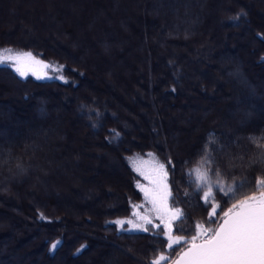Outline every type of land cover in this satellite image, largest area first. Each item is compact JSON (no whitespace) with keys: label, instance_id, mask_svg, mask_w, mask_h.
Instances as JSON below:
<instances>
[{"label":"trees","instance_id":"1","mask_svg":"<svg viewBox=\"0 0 264 264\" xmlns=\"http://www.w3.org/2000/svg\"><path fill=\"white\" fill-rule=\"evenodd\" d=\"M4 14L20 19L24 34H3L12 25L1 19L0 49L31 51L54 76L21 77L0 64V227L8 225L0 264H147L160 252L169 264L186 245L167 250L155 229L111 223L143 201L132 159L149 152L166 166L170 206L185 213L174 235L190 239L197 223L216 228L223 211L256 191L264 164L249 166L257 155L249 137L264 136V0H0ZM210 134L225 183L250 182L234 198L217 193L215 223L189 174ZM106 157L117 160L119 176L96 162ZM80 184L88 192L78 200Z\"/></svg>","mask_w":264,"mask_h":264},{"label":"snow or ice","instance_id":"2","mask_svg":"<svg viewBox=\"0 0 264 264\" xmlns=\"http://www.w3.org/2000/svg\"><path fill=\"white\" fill-rule=\"evenodd\" d=\"M240 15H246V13L241 12L232 19L237 20ZM261 39H264V35H261ZM0 64H9L21 77L31 74L37 79L52 78L47 71H44L52 68V65L37 59L31 51L13 52L11 49H0ZM63 67L60 65L56 71H61ZM56 78L64 80L65 83L68 82L63 75ZM112 131L113 136L118 138L119 133ZM249 140L257 149L255 158L248 161L249 166L264 164V136L249 137ZM209 144L212 145L211 149ZM216 150L213 134H210L209 142L203 149L200 165L189 173L190 175L194 173L195 178L191 181L195 184L194 191L198 195L203 193L201 199L211 209L208 217L212 223H215L213 218L217 216V210L223 211L221 205L216 202L217 193L234 198L250 184L247 178L233 180L231 184H226L227 169L219 167L218 158L212 155V152ZM147 155L154 158L152 153ZM136 171L149 182L150 187L141 185L139 182L137 187L143 192L145 203L150 207L147 212L142 213L140 209L143 205H132L131 217L111 222L120 230L148 233L155 229L154 237L164 238L167 250H174L175 246L181 244L187 245L186 250L174 264H264V176L255 178L256 191L236 200L227 211H223L222 222L218 227L206 228L197 223L194 229L196 234L186 239L173 234L174 228L176 231H184L180 224L185 218V213L181 208L169 204L170 200L175 201L174 193L168 184L166 166L157 162L151 169V174L139 167ZM188 195L185 193L186 197ZM61 244L62 241L59 239L52 242L49 251H56ZM85 247L86 245H81L76 252L79 253ZM169 259L170 257L164 252H160L159 255L148 260L147 264H168Z\"/></svg>","mask_w":264,"mask_h":264},{"label":"rangeland","instance_id":"3","mask_svg":"<svg viewBox=\"0 0 264 264\" xmlns=\"http://www.w3.org/2000/svg\"><path fill=\"white\" fill-rule=\"evenodd\" d=\"M14 18H16V17H9L7 14H4V15H0V20L1 19H4V20H7V21H10V24L12 25V28H10L7 24H4L5 26H6V28H8L7 30L5 29V28H3V34H5V33H9V32H12V30L14 29L15 31H13L14 33H16V34H18V35H20V37H22V35L24 34V33H22L23 31L20 29V27H18L19 26V23H20V19H14ZM35 18L36 19H38V18H40L39 16L37 17V16H35ZM34 18V19H35ZM4 20H1V22L3 23V21ZM51 21L50 20H48L47 21V23H50ZM10 28V29H9ZM46 31V30H45ZM48 31H49V33H51L52 34V37H53V39L56 41L57 39V37L60 39V42L63 40V38L61 37V35L60 34H58V33H56L57 34V37L55 36L56 34H54V31H52V30H47V32H46V34H48ZM52 31V32H51ZM55 36V37H54ZM63 42H64V44H62L63 46H65V44H66V42L63 40ZM62 42V43H63ZM65 49L66 50H69V48H67L66 46H65ZM92 50H96L98 53L99 52H101L100 51V46L98 45V44H94V45H92V48H91ZM5 54H7V53H5ZM45 63H48V62H45ZM48 64H50V63H48ZM138 69L139 70H141L140 69V67L138 66ZM44 71H47V73H48V75H49V77H52V76H54V75H51V73H50V71H49V69H45ZM31 75V74H30ZM34 76V75H33ZM57 76H60V74H58ZM36 77V76H35ZM105 81V80H104ZM107 82V81H106ZM55 104L59 107V106H61L62 105V101L60 100V103L59 102H55ZM71 115H72V113H70ZM73 114H74V112H73ZM218 115H220V116H222V114H220V112L219 113H217ZM73 117H76V115H72ZM218 119L219 120H221V121H224V119H225V117L223 118V117H218ZM196 122V120L194 119V122L193 123H195ZM138 131H142V130H140V129H138ZM82 132V131H81ZM83 134V133H82ZM84 136V135H83ZM14 143V142H13ZM22 147H23V145H22ZM149 153H152V154H154L153 152H149ZM84 161L86 162V161H88L90 164L91 163H93L94 162V160H93V158H92V156H85L84 157ZM93 161V162H92ZM96 162H99L98 163V165L100 166V167H103V169L104 170H106L105 171V173L108 175V176H119L120 174H121V170H120V167H119V164H118V162H117V160L116 159H114V158H112V157H110V158H108V157H106V160L104 161V162H102L101 160H96ZM157 162H159V163H162L161 161H159L158 160V158L156 157V155L154 154V158L153 157H149L148 155H146V156H142V157H138V158H134V159H132V164H133V167H134V169L136 170L138 167L139 168H141L144 172H146V173H149V174H151V169L153 168V166H154V164H156ZM96 163L94 162V165H95ZM163 164V163H162ZM0 165H1V163H0ZM92 165V164H91ZM138 174H139V176H140V180H139V184H141V185H144V186H149L150 187V185H149V182H148V180H146V179H144V177L143 176H141L140 175V173L139 172H137ZM106 175V176H107ZM168 180V179H167ZM72 181H73V179H72V177L71 176H68V181H66V184L69 186V185H71L73 188H75L76 187V190H77V188H78V186L77 185H79V184H72ZM70 183V184H69ZM85 184V183H84ZM99 184V183H98ZM74 185H76V186H74ZM81 185V188H80V190L77 192V195H79V199L78 200H80V198H83L84 199V197H85V193H87L88 192V189L86 188V186H83V184H80ZM98 186V185H97ZM96 191L97 192H99V193H101L100 191H102L101 190V187H96ZM140 189V188H139ZM38 191V190H37ZM41 190H39L38 191V194H40L41 192H40ZM107 192V191H106ZM80 193V194H79ZM141 193L143 194V192L141 191ZM16 195H12V193L9 195V197H10V199H12V201L13 200H15L16 201V197H15ZM106 198H111V200H112V197H106ZM25 199L26 198H24V199H21L22 200V202L23 201H25ZM40 200H42V198H40ZM20 203V202H19ZM74 203V199L72 200V204ZM138 204H141V205H143V207L140 209V211L143 213V212H147V210H148V208L150 207L148 204H146L145 203V200H144V195H143V201L142 202H140V203H138ZM69 204L67 203V206H68ZM72 207H73V205H71ZM60 207H61V209H63V211H65L67 214H69V215H71V216H76V213L73 211V209L71 210L70 208H68V207H66L65 205L64 206H61L60 205ZM71 207V208H72ZM107 208L108 207H110V206H106ZM132 216V215H131ZM131 216H129V217H131ZM129 217H122V218H118V219H125V218H129ZM158 222V221H157ZM125 227H127V225L125 226ZM6 228H8V225H6V224H2L1 225V227H0V231H6L7 229ZM28 243H24L23 245H27ZM28 260H30V257L28 258Z\"/></svg>","mask_w":264,"mask_h":264},{"label":"water","instance_id":"4","mask_svg":"<svg viewBox=\"0 0 264 264\" xmlns=\"http://www.w3.org/2000/svg\"><path fill=\"white\" fill-rule=\"evenodd\" d=\"M222 218H223V216H222ZM222 218H221V220H220V222L219 223H221L222 222ZM219 223H218V225H219ZM218 225L216 226V227H218ZM186 248H187V245L175 256V258L169 263V264H174V262L177 260V259H179L180 258V255H181V253L183 252V251H185L186 250Z\"/></svg>","mask_w":264,"mask_h":264}]
</instances>
